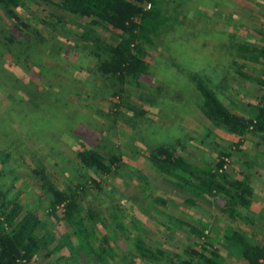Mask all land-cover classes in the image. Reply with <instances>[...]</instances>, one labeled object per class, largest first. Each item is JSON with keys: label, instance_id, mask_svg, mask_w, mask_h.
I'll use <instances>...</instances> for the list:
<instances>
[{"label": "rangeland", "instance_id": "rangeland-1", "mask_svg": "<svg viewBox=\"0 0 264 264\" xmlns=\"http://www.w3.org/2000/svg\"><path fill=\"white\" fill-rule=\"evenodd\" d=\"M177 11L174 28L149 48V72L134 80L133 97L122 103L121 114L110 110L112 89L95 72L96 60L80 46L73 47L78 36L74 26L63 31L61 41L57 34L39 27L45 40L36 50L31 66L25 69L26 63L22 62L23 69L18 68L16 74L29 84V91L14 88V81L8 78L0 82L2 182L11 184V193L19 192L25 209L40 208L42 219L55 237L70 231L71 225L50 214L39 177L32 172L39 163L46 165L56 183H84V207L92 205L100 210V218H106L110 227L109 231L100 225V219L96 224L85 218V224L98 236L94 245L102 241L106 232L117 251L138 233L163 241L159 209L194 222V216L208 221L217 216L218 221L211 223L217 228L225 224L215 205L201 198L196 201L198 208L186 205L183 200L188 193L150 166L147 147L165 143L176 146L199 165L211 166L219 152H230L225 168L231 175L251 154L258 192L252 206L254 214L249 217L257 230L239 218L233 225L251 234L253 240H264V141L258 146V138L250 136L239 144L237 136L216 128L201 112L202 98L192 81L193 77L203 80L231 109L250 111L254 101L251 92L262 65L237 54V46L261 43L264 0H181ZM4 20L0 10L2 30L7 29L2 24ZM3 71L0 69V74ZM144 96H150L152 103H143ZM82 141L87 146L104 141L122 149L115 176H97L99 187L90 183L89 173L75 161V149ZM109 212L117 215V221L109 217ZM171 233L175 236L171 245L188 236L181 225L173 226ZM72 253L64 248L38 259L43 264H84L89 259L84 251ZM61 255L67 258L60 259ZM137 262L142 263L139 258ZM225 264H244V260L233 255Z\"/></svg>", "mask_w": 264, "mask_h": 264}, {"label": "trees", "instance_id": "trees-1", "mask_svg": "<svg viewBox=\"0 0 264 264\" xmlns=\"http://www.w3.org/2000/svg\"><path fill=\"white\" fill-rule=\"evenodd\" d=\"M177 2L181 0H0L5 17L2 24L7 25L6 30L0 27V69L5 70L0 74V82L8 78L14 81V88L29 91V84L16 74L18 68L23 69L22 62L26 63L25 69L31 66L36 50L45 40L39 27L57 34L61 41L63 31L68 32L67 28L74 26L78 36L73 47L80 46L96 60L95 72L112 89L110 110L121 114L122 103L133 97L132 83L149 72V48L155 47L162 35L174 28L178 20ZM145 3H150V7ZM259 33V45L237 46V54L262 65L260 76L255 77V90L251 92L254 101L250 103V111L231 109L215 89L203 80L192 78L202 98L199 107L204 116L216 128L237 136L239 144L255 136L258 146L264 141V29ZM151 100L150 96L142 99L150 104ZM111 114L108 116L112 117ZM86 144L80 143L74 158L89 173L90 183L99 187L101 181L97 176H115L123 152L120 146L104 141L96 146ZM146 154L150 166L163 179L188 193L183 200L186 205L198 208L197 199H204L219 209L225 224L218 229L211 223L218 221L217 216L212 221L194 216V222L159 209L163 241L138 233L117 251V245L106 232L102 241L94 245L98 236L85 224V218L96 224L100 219V225L107 226L109 231L110 227L106 218H100V210L92 205L84 207V183L75 180L72 185L56 183L46 165L39 163L32 172L39 177L50 214L59 221L67 220L71 230L55 237L42 219L40 208L25 209L19 192L11 193V184L2 182L5 177L0 171V264H43L38 259L41 255L51 256L64 248L72 254L84 251L89 258L84 264H225L233 255L242 258L244 264H264V240H253L251 234L233 225L239 218L253 231L257 230L249 217L254 214L252 206L258 192L251 154L233 175L225 168L230 152H219L218 160L211 166L199 165L171 144L149 146ZM147 205H151L150 201ZM116 216L109 212L112 220L117 221ZM116 225L121 227L118 222ZM177 225L186 229L188 236L171 245L175 241L172 227Z\"/></svg>", "mask_w": 264, "mask_h": 264}, {"label": "built area", "instance_id": "built-area-1", "mask_svg": "<svg viewBox=\"0 0 264 264\" xmlns=\"http://www.w3.org/2000/svg\"><path fill=\"white\" fill-rule=\"evenodd\" d=\"M145 6L148 8L150 7V3H145Z\"/></svg>", "mask_w": 264, "mask_h": 264}]
</instances>
